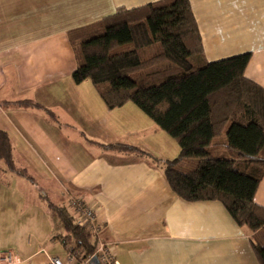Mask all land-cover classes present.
Returning <instances> with one entry per match:
<instances>
[{
    "label": "crops",
    "instance_id": "obj_1",
    "mask_svg": "<svg viewBox=\"0 0 264 264\" xmlns=\"http://www.w3.org/2000/svg\"><path fill=\"white\" fill-rule=\"evenodd\" d=\"M159 1L0 0V131L12 143L17 166L32 178L0 164V252H12L16 264L65 258L58 239L63 228L46 201L82 224L69 205L73 198L93 208L96 238L112 247L118 264H258L253 233L222 204L188 203L170 190L162 169L180 155L174 139L134 104L110 110L90 81L72 79V36L93 31L120 8ZM189 2L203 46L197 63L250 53L245 76L264 89V0ZM24 100L55 120L12 105ZM193 163L176 167L186 171ZM254 203L264 208V176Z\"/></svg>",
    "mask_w": 264,
    "mask_h": 264
},
{
    "label": "trees",
    "instance_id": "obj_2",
    "mask_svg": "<svg viewBox=\"0 0 264 264\" xmlns=\"http://www.w3.org/2000/svg\"><path fill=\"white\" fill-rule=\"evenodd\" d=\"M92 27L70 38L76 61L73 81H90L110 110L134 104L174 139L180 155L162 169L170 190L188 203L222 204L238 226L253 233L252 252L264 264V208L254 203L264 176V89L245 76L251 54L199 65L203 46L189 0L120 8ZM12 105L41 110L55 120L35 102ZM222 145L230 158L213 156L211 147ZM111 147L149 156L126 145ZM185 161L195 162L196 168L177 169ZM0 164L6 172L32 180L17 166L12 143L2 131ZM46 205L62 225L60 244L91 259L96 240L88 228L66 208L48 200Z\"/></svg>",
    "mask_w": 264,
    "mask_h": 264
},
{
    "label": "built area",
    "instance_id": "obj_3",
    "mask_svg": "<svg viewBox=\"0 0 264 264\" xmlns=\"http://www.w3.org/2000/svg\"><path fill=\"white\" fill-rule=\"evenodd\" d=\"M69 205L82 219V225L86 226L90 233L96 239V248L92 257H96L98 264H118L112 247L97 240L99 227L96 223V217L93 208L83 203L80 198H73ZM90 259H82L72 250H68L63 260L50 258L48 264H86ZM16 256L10 252H0V264H16Z\"/></svg>",
    "mask_w": 264,
    "mask_h": 264
},
{
    "label": "rangeland",
    "instance_id": "obj_4",
    "mask_svg": "<svg viewBox=\"0 0 264 264\" xmlns=\"http://www.w3.org/2000/svg\"><path fill=\"white\" fill-rule=\"evenodd\" d=\"M125 48H127V47H125ZM221 140L222 139H217V142H221ZM211 150H212L213 156L215 158H219V159L220 158L221 159H228V158H230L229 153L227 152V150H225V148L223 147V145L222 146H213V147H211ZM191 164L192 163H189V165H186V166H190ZM193 164H195V163H193ZM191 167H193V169H195L196 168V165H193Z\"/></svg>",
    "mask_w": 264,
    "mask_h": 264
},
{
    "label": "water",
    "instance_id": "obj_5",
    "mask_svg": "<svg viewBox=\"0 0 264 264\" xmlns=\"http://www.w3.org/2000/svg\"><path fill=\"white\" fill-rule=\"evenodd\" d=\"M89 264H98L97 258H96V257H92V258L89 260Z\"/></svg>",
    "mask_w": 264,
    "mask_h": 264
}]
</instances>
